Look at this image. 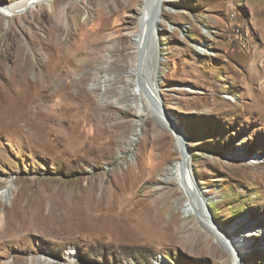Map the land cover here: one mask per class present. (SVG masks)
<instances>
[{"label": "rangeland", "instance_id": "rangeland-1", "mask_svg": "<svg viewBox=\"0 0 264 264\" xmlns=\"http://www.w3.org/2000/svg\"><path fill=\"white\" fill-rule=\"evenodd\" d=\"M53 1L0 15L3 79L16 84L0 87V237L12 240L0 264H67L71 252L72 264H264V0L163 4L145 66L163 117L142 106L131 43L119 41L139 19L129 0ZM92 27L102 39L83 46L74 32L94 40ZM43 45L75 66L56 72ZM15 57L24 79L11 77ZM172 129L204 221L168 175Z\"/></svg>", "mask_w": 264, "mask_h": 264}, {"label": "bare ground", "instance_id": "bare-ground-1", "mask_svg": "<svg viewBox=\"0 0 264 264\" xmlns=\"http://www.w3.org/2000/svg\"><path fill=\"white\" fill-rule=\"evenodd\" d=\"M48 1L50 0H19V2L9 7L0 4V15L3 17H15L18 14L24 13L30 8H33L34 6L42 5L44 2L48 3ZM55 1L57 0H54L53 2ZM115 1L121 4L123 3L124 6V2H125L124 0H115ZM165 2H167V0H129V2L127 3L128 4L127 9L128 10L135 9L136 11H138L139 14L138 23L135 30L132 33L121 34V36H119V41L123 42L125 40L131 43V48H130L131 61H130L129 73L138 76V81H139L138 83L139 86L141 87V93H140L141 104L143 107L145 104L148 105L149 106L148 109L152 113L154 112V114L157 117H163V114L160 111V107H159L160 98L158 96V93L154 89L153 83H154L155 75L154 74L149 75L148 73H146L145 66L148 63H150V61H152V55L156 53L157 50V46H158L156 42V38H158L157 31H158V26H161L162 23V15H163L162 8ZM56 14L57 13H52L50 16H48L49 17L48 21L50 22L54 20L56 18ZM97 31H98L97 27H92L91 32L95 33L94 40L90 39V36H88L89 29L86 28L82 30H76L74 32L75 33L74 36L78 37L80 40H85L86 42L83 44V46H87L90 43L101 41L102 34L98 33ZM43 46H44V51L48 54L49 63L56 67V72L61 71L63 65L64 67L75 66V62L72 59V54L67 55V54L59 53L60 49L58 47L56 51H53L51 48L46 47L45 45ZM80 50H81L80 47H77L75 51H80ZM26 61H27L26 59L21 60L18 57H15L12 60L11 66H9L10 72L12 74L11 77L18 79H24L26 77V70H27ZM56 63H58V66H56ZM5 65L6 64L4 62V59L0 60V87L1 86L4 87L6 84L9 87L10 86L16 87L15 83H10V82L8 83V81H5L3 79V78H7L5 77L4 74L6 68ZM22 85L25 89H27L30 88L32 84L31 85L22 84ZM145 96H148V99ZM149 103L151 105H149ZM180 132L176 131V129L175 130L172 129L171 131L172 135H174L178 141L176 144V150L180 158L170 167V169L168 170V175L176 176L180 182L178 189L179 191H181L182 194H184L183 208L185 209V211L190 213L191 215L197 216L201 221H204L206 220V217L204 216V212L201 209V207H203L202 206L203 198L198 193H196L193 184L191 183L192 182L191 157L188 156L187 150L184 149L183 147L184 143L183 140L181 141L180 135L182 136V134ZM9 190L7 188L4 191H0V197H3L4 199V197L8 196ZM211 229H212L211 232L217 237V239H219L221 242L223 241L226 243L227 239L224 238L222 233L216 231L215 228L213 227H211ZM9 242H12V240L10 241L6 237H0V248H2V246H4V248L8 247ZM234 260L235 262L233 264H239L237 261L238 259L235 258ZM67 262H68L67 264H72L74 262V252L68 254ZM55 263L56 260L52 258L40 256L34 259L30 264H55Z\"/></svg>", "mask_w": 264, "mask_h": 264}, {"label": "water", "instance_id": "water-1", "mask_svg": "<svg viewBox=\"0 0 264 264\" xmlns=\"http://www.w3.org/2000/svg\"><path fill=\"white\" fill-rule=\"evenodd\" d=\"M160 98V97H159ZM160 100V102H159V107H160V109H162V105H161V99H159ZM182 132V131H181ZM183 133V132H182ZM186 150H187V147H186ZM187 152H188V150H187ZM188 156L190 157V153L188 152ZM202 206H203V208H206V204H205V202H204V200H203V202H202Z\"/></svg>", "mask_w": 264, "mask_h": 264}, {"label": "built area", "instance_id": "built-area-1", "mask_svg": "<svg viewBox=\"0 0 264 264\" xmlns=\"http://www.w3.org/2000/svg\"><path fill=\"white\" fill-rule=\"evenodd\" d=\"M236 33H237V34H239V33H240V30H239V29H238V30H236Z\"/></svg>", "mask_w": 264, "mask_h": 264}]
</instances>
